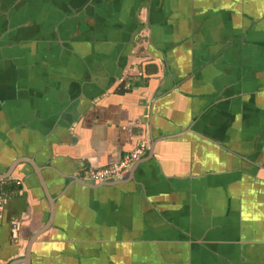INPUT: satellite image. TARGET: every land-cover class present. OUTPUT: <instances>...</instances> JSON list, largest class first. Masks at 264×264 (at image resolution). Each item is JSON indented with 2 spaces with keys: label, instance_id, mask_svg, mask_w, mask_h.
I'll return each instance as SVG.
<instances>
[{
  "label": "crops",
  "instance_id": "0c3cea01",
  "mask_svg": "<svg viewBox=\"0 0 264 264\" xmlns=\"http://www.w3.org/2000/svg\"><path fill=\"white\" fill-rule=\"evenodd\" d=\"M18 157L0 264H264V0H0Z\"/></svg>",
  "mask_w": 264,
  "mask_h": 264
},
{
  "label": "built area",
  "instance_id": "2783aa9c",
  "mask_svg": "<svg viewBox=\"0 0 264 264\" xmlns=\"http://www.w3.org/2000/svg\"><path fill=\"white\" fill-rule=\"evenodd\" d=\"M146 147L147 143L140 141L135 149L127 152L117 163L97 169H86L81 173V178L90 183H101L119 178L144 155Z\"/></svg>",
  "mask_w": 264,
  "mask_h": 264
},
{
  "label": "water",
  "instance_id": "95a60500",
  "mask_svg": "<svg viewBox=\"0 0 264 264\" xmlns=\"http://www.w3.org/2000/svg\"><path fill=\"white\" fill-rule=\"evenodd\" d=\"M21 162H25V163H28V164L31 165V167H32L33 171L35 172V174L37 175L38 181H39V183H40V185H41V187H42V189H43V191H44V193H45V195L47 197V188H46L45 183H44V181H43V179H42V177L40 175L41 169L36 166V164L34 163V161L32 159L25 158V157H18L17 159H15L14 161H12L10 163V165L8 166V168L5 171V173L0 174V179L8 178L11 175L12 171L14 170V168ZM119 178H115V179H119ZM115 179H111V180H108V181L101 182L103 184H101V183H90L89 181H83V182L94 184V185H97V184L105 185V182H109V181H112V180H115ZM48 201L51 202V199L48 198Z\"/></svg>",
  "mask_w": 264,
  "mask_h": 264
},
{
  "label": "trees",
  "instance_id": "16d2710c",
  "mask_svg": "<svg viewBox=\"0 0 264 264\" xmlns=\"http://www.w3.org/2000/svg\"><path fill=\"white\" fill-rule=\"evenodd\" d=\"M7 181H8V180H7ZM7 181H5V182H7ZM5 182H3V183H5ZM5 187H6V188H4V187L2 188V191L8 192V190H6V189H11V187H8V186H6V185H5ZM0 193H1V191H0Z\"/></svg>",
  "mask_w": 264,
  "mask_h": 264
},
{
  "label": "flooded vegetation",
  "instance_id": "af4514ba",
  "mask_svg": "<svg viewBox=\"0 0 264 264\" xmlns=\"http://www.w3.org/2000/svg\"><path fill=\"white\" fill-rule=\"evenodd\" d=\"M138 160H139V159H138ZM138 160H137V161H138ZM137 161H136V162H137Z\"/></svg>",
  "mask_w": 264,
  "mask_h": 264
}]
</instances>
